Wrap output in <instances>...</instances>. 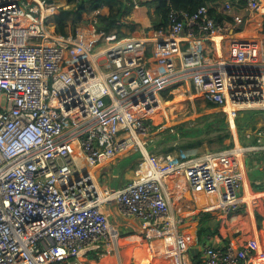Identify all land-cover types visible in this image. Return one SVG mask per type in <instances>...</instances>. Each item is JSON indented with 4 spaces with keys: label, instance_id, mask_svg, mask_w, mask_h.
<instances>
[{
    "label": "built area",
    "instance_id": "obj_1",
    "mask_svg": "<svg viewBox=\"0 0 264 264\" xmlns=\"http://www.w3.org/2000/svg\"><path fill=\"white\" fill-rule=\"evenodd\" d=\"M246 1L250 15L259 12L262 0ZM58 7L0 0V264H90L83 251L94 248L120 257L126 241L105 210L113 203L140 220L156 264H264L258 239L206 242L194 258L173 202L179 188L191 189L219 195L205 211L241 213L246 165L264 157V126L245 144L192 157L152 152L146 120L162 92L187 84L237 133L242 113H264V38L228 33L235 27L206 6L171 10L153 39H112L93 21L61 34ZM231 8L226 1L223 13ZM128 154H139L134 178L102 187L94 168Z\"/></svg>",
    "mask_w": 264,
    "mask_h": 264
},
{
    "label": "crops",
    "instance_id": "obj_2",
    "mask_svg": "<svg viewBox=\"0 0 264 264\" xmlns=\"http://www.w3.org/2000/svg\"><path fill=\"white\" fill-rule=\"evenodd\" d=\"M59 4L62 6H67V0H58ZM138 12V14H137ZM155 12V7L151 6H138L135 7L130 14L128 15V21L133 22L135 26H137L136 31H132L130 28H123V31L126 33V37L131 36H148L153 39L156 34H154V30L150 29L151 24V15ZM254 20V23H250V21ZM256 20V21H255ZM235 27V26H234ZM141 28V29H140ZM236 28V27H235ZM234 28L230 29L228 33H235L236 37L239 38H264V0H262L259 12L248 15V19L245 23L244 29L238 31ZM140 29V30H139ZM252 30V31H251ZM250 31V32H249ZM116 32V31H115ZM138 33V35H136ZM244 33V34H243ZM248 33V34H246ZM213 109H217L213 108ZM260 126L249 127L247 131H245L244 139H241L237 130L232 132V139L229 140L227 144H245L247 142V133H253L255 130L259 129ZM231 130V129H230ZM253 139L254 137L251 136ZM158 138L156 141L160 140ZM244 141V142H243ZM176 145L174 150L171 151L174 154H188L190 156H201L208 152V143H204L199 147H191L186 148L183 147L178 142L170 143L168 146ZM203 151V153H201ZM162 153V152H160ZM134 155H120L113 159H106L101 161L97 167L94 168L96 170V174L98 176L99 184L103 186L110 187H123L127 183H129L135 176V169L137 160H133ZM131 159V160H129ZM255 169L251 172L254 173L255 184L256 181L264 179V165H261L257 161H254ZM262 163V162H261ZM251 163L246 165V177L244 184L246 186V192L244 194V203L243 208L240 210L241 213H237L236 216H232V214L226 213L221 208H216L212 213L216 215L218 219V233L214 236H209L207 238V243L210 244H223L226 242V239L229 238L230 241H236L238 244H244L247 240L258 239L261 244H264V184L260 185L261 188L257 189L253 186V180L251 179L250 171L253 168ZM258 168L256 169V166ZM243 167V166H242ZM260 170V171H258ZM245 171V170H244ZM182 180H180L181 183ZM179 187V185H178ZM179 194L176 195L173 199L174 205L177 208V216H181L185 219L184 230L183 233H186V228L190 225L193 230H197L200 223V217L202 216L205 208L209 207L212 204L219 203V195L207 196L206 200H198L202 196H197L195 192H192L191 189H183L179 188ZM184 190V191H181ZM252 195V197H251ZM190 200L195 203V206H190V204L183 205V199ZM105 210L108 212L110 216V220L115 228H117L121 234H129L131 233V237L129 242V247H137L135 251H133V255L130 256V260L132 263L136 264H156L152 260L149 250L146 248L145 242L141 241L140 225L141 222L138 218L134 216H127L122 214L115 203L110 206H106ZM259 218V220H258ZM236 234L235 236H232ZM129 235L126 236L128 239ZM120 241V240H119ZM157 244L161 246V241H157ZM125 247V246H124ZM146 250H145V248ZM101 251L98 249H85L83 253L85 254V258L88 260L90 264H99L104 258L105 253L100 254ZM122 255V254H121ZM202 252L196 259H200ZM194 256V254H193ZM142 257V258H141ZM195 257V256H194Z\"/></svg>",
    "mask_w": 264,
    "mask_h": 264
},
{
    "label": "trees",
    "instance_id": "obj_3",
    "mask_svg": "<svg viewBox=\"0 0 264 264\" xmlns=\"http://www.w3.org/2000/svg\"><path fill=\"white\" fill-rule=\"evenodd\" d=\"M68 5L73 6L66 7L60 6L57 8L54 15V24L57 32L61 34H67L68 32H74L76 28L83 22L93 21L96 29L99 32H104L106 35H112V39H119L126 37V33L123 28H130L132 31H136V26L133 22L128 21V15L137 6H151L155 7V12L151 15V29L156 32L166 31L169 27V15L171 10L185 11L190 14L196 12L201 6H206L209 9L210 15L219 23L229 25L230 27H236L238 31L244 29L245 23L248 19L249 11L246 9V0H229L232 3V8L225 14L223 11L226 8V1L228 0H67ZM95 17H93V13ZM223 14H222V13ZM235 16L240 17L241 20L236 21ZM141 29V28H140ZM139 29V30H140ZM138 35V33H136ZM166 94V93H165ZM163 97L171 104L175 99H171L172 95H165ZM209 108H216L215 105L207 103ZM264 113L260 110H248L242 113L237 120L238 133L241 139L246 138L245 131L249 127H255L260 121L261 116ZM175 132H170L171 128L166 129L164 135L158 141L156 145H163L169 142H176L181 140L178 144L183 147H199L204 143L218 141L224 143L226 139H232L233 135L226 121L224 113L220 110L213 111L199 118L195 124L193 123H181L174 127ZM244 142V141H243ZM246 143V142H245ZM234 144H225L224 148L230 147ZM176 145H165L162 148L163 153H168L174 150ZM153 151L154 144L148 146ZM223 149V148H222ZM264 161V158H263ZM260 169V168H256ZM260 171V170H258ZM254 173L251 174V179H254ZM256 179V178H255ZM253 180V186L257 189L261 188L260 185L255 184ZM183 205L190 204L195 206V203L183 199ZM259 220V218H258ZM218 233V219L210 211L203 212L200 217V223L197 230L188 225L186 233L183 238L191 244V252L194 254V258L199 256L203 249V244L206 243L209 236H214ZM236 234L232 235L235 236ZM199 260V259H198Z\"/></svg>",
    "mask_w": 264,
    "mask_h": 264
},
{
    "label": "rangeland",
    "instance_id": "obj_4",
    "mask_svg": "<svg viewBox=\"0 0 264 264\" xmlns=\"http://www.w3.org/2000/svg\"><path fill=\"white\" fill-rule=\"evenodd\" d=\"M59 4V2H58ZM60 5V4H59ZM62 6V5H60ZM73 6V4L68 5V1H67V6L66 7H70ZM138 14V12H137ZM138 24L136 25L137 28ZM252 31V30H251ZM250 32V31H249ZM264 32V30H263ZM183 87H185V89L180 86L177 87H172V90L168 89L167 91L162 92L165 95H172L173 97L171 98L172 100L175 99L171 104L168 102L169 99H165L163 97V95L161 94V97L164 99V104L166 108H173L174 111L171 112V110H169V115L165 116L163 111L160 109L157 113H154V118H152L151 116H148L146 118V120H150L151 124H152V133L149 135V139H148V143L147 145L150 146L152 144H154V149L152 152L156 153L157 155H160V152H162V148L165 145H168L172 142H169L167 144H163V145H156V140L158 138H162V136L164 135L163 133L166 131V129L171 128L170 132H175L174 127L181 124V123H193L195 124V122L201 118L202 116L209 114L213 111H218L219 109H213V108H209L207 105V102H205V99L203 98L202 95L197 94L191 85H181ZM192 96V97H191ZM258 126H264V116H261L260 121H258ZM176 142H181V140H177ZM229 142V138L226 139L224 141V143H220L218 141H214V142H210V144L208 143L209 146V150H211L212 152H217L220 151L224 148V145L226 143ZM175 143V142H173ZM182 144V143H181ZM203 153V151L201 152ZM208 152H206L205 154H207ZM257 155V154H256ZM139 156V154H135L133 156V160H137V157ZM263 155H259L256 156V158H250V162L253 164H255V160L256 161H261V165H264V161H263ZM131 160V159H129ZM250 163V165H251ZM257 167V166H256ZM255 169V166L253 165V168H251L250 171V175L251 172ZM252 197V195H251ZM129 235L128 239L126 238V236ZM131 233L129 234H121V240H123V243L129 242L130 240V236ZM121 243V244H123ZM129 243H127L125 245V247H121V251H122V255L119 257V255H115L114 251L112 250L111 252H104L107 255H114L117 258V262L116 261H111L109 264H125L127 262V264H136V263H132L130 260V256L129 258H127V261L125 260L126 257H128L127 253H129L130 255H133V251L135 248L137 247H129L128 246ZM264 245V244H263ZM134 248V249H132ZM129 251V252H128ZM131 252V253H130ZM125 253V254H124ZM100 254L102 255L103 252H100ZM105 255V256H107ZM104 256V257H105ZM125 260V262H124Z\"/></svg>",
    "mask_w": 264,
    "mask_h": 264
},
{
    "label": "bare ground",
    "instance_id": "obj_5",
    "mask_svg": "<svg viewBox=\"0 0 264 264\" xmlns=\"http://www.w3.org/2000/svg\"><path fill=\"white\" fill-rule=\"evenodd\" d=\"M256 21V20H255ZM250 23H254V20H252V21H250ZM244 34V33H243ZM246 34H248V33H246ZM181 88L183 87V86H180ZM184 89H185V87H183ZM186 90V89H185ZM192 97V96H191ZM158 98H159V106H158V108H155L154 110H152L151 112H149L148 113V116H151L152 118H154V113H157L160 109L163 111V113H164V115L165 116H167V115H169V110H171V112L172 111H174V109L173 108H166L165 107V104H164V99L161 97V95H159L158 96ZM102 160H105V158L103 157L102 158ZM206 198L207 197H205V196H202V197H200L198 200H206ZM120 242L121 243H123V240H121L120 239ZM144 245H146V244H144ZM134 247V246H133ZM145 248V247H144ZM132 249H134V248H132ZM136 249V248H135ZM135 249H134V251H135ZM145 250H146V248H145ZM129 252V251H128ZM131 253V252H130ZM134 253V252H133ZM125 254V253H124ZM127 255H128V257H126V261H127V258H129V253H127ZM142 258V257H141ZM125 260H124V262H125ZM111 261H116L117 262V258H116V256H114V255H107V256H105L103 259H102V261L101 262H99V264H109ZM125 264H127V262L125 263Z\"/></svg>",
    "mask_w": 264,
    "mask_h": 264
},
{
    "label": "clouds",
    "instance_id": "obj_6",
    "mask_svg": "<svg viewBox=\"0 0 264 264\" xmlns=\"http://www.w3.org/2000/svg\"><path fill=\"white\" fill-rule=\"evenodd\" d=\"M55 1H57V3H58V0H55ZM59 7H60V5H59ZM59 7H58V8H59ZM56 10H57V9H56ZM95 14H96L95 12L92 14L93 17L95 16ZM83 23H87V22H83ZM210 152H211V151H210Z\"/></svg>",
    "mask_w": 264,
    "mask_h": 264
},
{
    "label": "water",
    "instance_id": "obj_7",
    "mask_svg": "<svg viewBox=\"0 0 264 264\" xmlns=\"http://www.w3.org/2000/svg\"><path fill=\"white\" fill-rule=\"evenodd\" d=\"M211 150H209V148H208V152H210Z\"/></svg>",
    "mask_w": 264,
    "mask_h": 264
}]
</instances>
